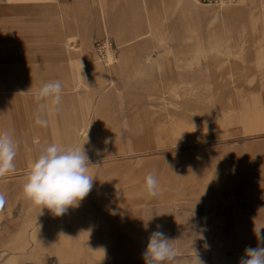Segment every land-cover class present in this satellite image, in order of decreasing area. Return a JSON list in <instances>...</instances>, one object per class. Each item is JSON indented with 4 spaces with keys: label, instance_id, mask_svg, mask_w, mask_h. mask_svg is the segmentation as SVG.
<instances>
[{
    "label": "rangeland",
    "instance_id": "obj_1",
    "mask_svg": "<svg viewBox=\"0 0 264 264\" xmlns=\"http://www.w3.org/2000/svg\"><path fill=\"white\" fill-rule=\"evenodd\" d=\"M194 3L225 19L209 28L188 21L175 33L170 0H158L155 8L148 0H0V130L18 141L15 170L0 177L6 198L0 235L12 239L0 248L24 246L28 253L53 242L52 251L67 248L72 254L64 252L56 263V254L37 253L46 264H145L143 253L157 225L164 233L171 228L168 239L177 250L167 264H199L197 258L203 264H239L247 247L258 246L253 229L264 224V0ZM139 34L129 68L109 72L95 54L94 40H112L117 64L126 40ZM50 80L62 82L61 111L42 127L34 122V94ZM53 142L85 143L95 180L83 200L96 211L83 214L93 217L100 247L107 224L97 202L132 208L148 197L149 172L160 187L180 184L179 193L204 186L207 196L199 199L220 198V208L217 215L201 211L200 221L192 210L161 213L170 220L189 217L187 229L165 224L153 211L143 229L139 222L130 228L138 234L132 246L121 252L113 244L108 254L86 261L81 221L75 218L78 248L63 238L65 228L43 214L34 219L37 213L22 191L31 163ZM41 227L46 230L38 233Z\"/></svg>",
    "mask_w": 264,
    "mask_h": 264
},
{
    "label": "crops",
    "instance_id": "obj_2",
    "mask_svg": "<svg viewBox=\"0 0 264 264\" xmlns=\"http://www.w3.org/2000/svg\"><path fill=\"white\" fill-rule=\"evenodd\" d=\"M195 0H170V5L173 7L172 11V18H171V25L176 30L178 29L181 24L188 22V21H197L198 23H201L202 25L206 26L205 28H209L214 22L217 20H224L225 14H219L216 11H214L211 8L207 7H198L194 2ZM149 4L154 5V8L158 4V0H148ZM197 3V2H196ZM199 4V3H198ZM117 32L118 39L121 40V34H122V28L119 27ZM178 31L176 30L175 33ZM139 35H136L134 37L129 38L126 40L127 42V48L125 49L124 56H121L119 61L117 59V64H113V61L111 63H108V70L109 72L114 71L115 69H120L123 71H126L129 68L130 60H131V54L135 50V48H138V45L132 43L133 40H137L136 38ZM134 40V41H135ZM130 41V42H129ZM82 55H86L90 57V60L93 61V56H89L85 51H81ZM197 186V187H196ZM181 185L178 183H175L170 181L169 183H166L165 185H162L160 189H163L160 191V194L158 197L153 198L148 195V197L139 198L135 202H133V207L129 208L126 202L123 205H117L112 201H106L105 199L102 200V202L99 203V211L103 214H101V217L105 219V222L107 224L106 231H104V242L103 247L98 246L97 243V235L93 232V217L88 218L86 217L87 214H83L84 212L89 213L95 212V207L90 206L91 203L90 200L85 201L82 200L78 207L75 208H69L68 211L62 215V216H54L48 209L43 210V216H46L50 220H52L54 223H56V226H60L62 229L65 228L67 231V235L62 234L63 238H69L72 239L76 246L79 239L82 237L83 240H85L86 248H85V254L84 257L86 261L94 260L96 255L98 254H108V248L111 247V250L114 247H117L115 249H120V251H124L125 246H132L134 242L138 239V234L136 232L129 231L131 227L138 224H141V229H143V223L145 222L147 217H151L153 211H157L158 214L160 213H172L174 210L177 211H183V210H192L196 212L195 219H199V221L202 219L199 215L201 211L205 213V216L211 214V215H217L214 214L216 211L215 209L220 208V198L215 199H206V200H200L199 197H205L206 194L203 193V188H205L202 185H191L190 191L188 193H179L178 190H180ZM167 189V190H166ZM245 193H249L245 191ZM228 196L227 193L224 194V196ZM232 195V194H231ZM218 199V200H217ZM87 200V198H86ZM235 204V202H234ZM30 211L33 212V214L37 213V217H34V219L38 218L39 215H42L40 213L39 207L31 205ZM78 211L80 213H78ZM202 212V213H203ZM75 218L79 219L81 221L82 230L83 233L80 234L78 232V224L75 221ZM162 219L165 224H175L179 225L180 229H187L188 223L191 219L189 217H181L178 218V216L175 217L174 220H170V217H166L164 214L160 215L158 220ZM199 225V224H198ZM201 225V224H200ZM202 227V226H200ZM56 228V227H55ZM115 228H118L121 232H119V235L116 236L112 234L110 231H114ZM4 230H8L7 228H4ZM46 228H39L37 231L38 233H42L45 231ZM165 235L167 238H169V232H171V228L165 229ZM142 231V230H141ZM110 232V233H109ZM142 232H139V235H141ZM213 234H210V237H212ZM118 236V237H117ZM53 238H56V234L52 236ZM52 238V239H53ZM54 238V239H55ZM115 239V240H114ZM59 240V239H58ZM118 240V241H117ZM3 241L10 243L12 239L10 238L8 240L7 236L0 235V242L4 243ZM117 241V242H116ZM113 242V243H112ZM116 242V244L114 243ZM53 242L49 243L48 245H34L30 249H28V253L25 252V247H17L15 245L7 246L0 248V263L2 260L6 262V264H21L24 262H36L40 264H46L50 263L46 258L38 257V255L42 254H56L58 257V261L56 263H60L61 258L60 256L64 253H71L72 251H69L67 248H64L61 252L60 251H52L53 250ZM114 244V247H113ZM79 248V247H78ZM72 254V253H71ZM77 254V251L74 253ZM106 259V258H105ZM55 263V262H54Z\"/></svg>",
    "mask_w": 264,
    "mask_h": 264
},
{
    "label": "clouds",
    "instance_id": "obj_3",
    "mask_svg": "<svg viewBox=\"0 0 264 264\" xmlns=\"http://www.w3.org/2000/svg\"><path fill=\"white\" fill-rule=\"evenodd\" d=\"M62 90L60 80L44 82L36 90L34 94L36 125L47 127L50 123L48 117L61 111ZM84 145L85 143L78 147H64L54 142L50 143L31 163L22 191L30 203L39 207L41 214L44 209H48L54 216H62L69 208L78 207L91 192L95 178L89 171L90 162ZM17 152L18 141L13 133L9 130H0V177L15 170ZM144 188L150 197L159 196L160 183L153 172L146 175ZM5 203V195L0 192V208H3ZM160 227L157 225L158 230L152 232L149 237L143 253L145 264H167L177 255L172 241L159 230ZM262 230H264V224H255L253 231L259 244L255 248L247 247L239 264H264V232ZM197 260L199 264H203V261L198 258Z\"/></svg>",
    "mask_w": 264,
    "mask_h": 264
},
{
    "label": "built area",
    "instance_id": "obj_4",
    "mask_svg": "<svg viewBox=\"0 0 264 264\" xmlns=\"http://www.w3.org/2000/svg\"><path fill=\"white\" fill-rule=\"evenodd\" d=\"M197 3L201 5H214V6H222L225 4H230L237 2V0H195ZM93 46L95 49V54L99 61L103 63H109L116 58L117 49L112 43L110 38L103 36L97 37L94 42ZM111 59V60H110Z\"/></svg>",
    "mask_w": 264,
    "mask_h": 264
},
{
    "label": "bare ground",
    "instance_id": "obj_5",
    "mask_svg": "<svg viewBox=\"0 0 264 264\" xmlns=\"http://www.w3.org/2000/svg\"><path fill=\"white\" fill-rule=\"evenodd\" d=\"M111 60V59H110ZM112 61H110L109 63H111Z\"/></svg>",
    "mask_w": 264,
    "mask_h": 264
}]
</instances>
